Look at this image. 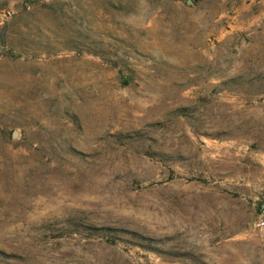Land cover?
Segmentation results:
<instances>
[{"label": "rangeland", "instance_id": "rangeland-1", "mask_svg": "<svg viewBox=\"0 0 264 264\" xmlns=\"http://www.w3.org/2000/svg\"><path fill=\"white\" fill-rule=\"evenodd\" d=\"M263 195L264 0H0V264H264Z\"/></svg>", "mask_w": 264, "mask_h": 264}, {"label": "trees", "instance_id": "trees-1", "mask_svg": "<svg viewBox=\"0 0 264 264\" xmlns=\"http://www.w3.org/2000/svg\"><path fill=\"white\" fill-rule=\"evenodd\" d=\"M102 230H104L105 232L108 233V235H110L111 232H114L115 230L113 228H101ZM131 237L136 238L138 236H136V234L134 232H129Z\"/></svg>", "mask_w": 264, "mask_h": 264}, {"label": "built area", "instance_id": "built-area-1", "mask_svg": "<svg viewBox=\"0 0 264 264\" xmlns=\"http://www.w3.org/2000/svg\"><path fill=\"white\" fill-rule=\"evenodd\" d=\"M256 225H257L258 227H264V214L261 215V216L258 218V220H257V222H256Z\"/></svg>", "mask_w": 264, "mask_h": 264}, {"label": "water", "instance_id": "water-1", "mask_svg": "<svg viewBox=\"0 0 264 264\" xmlns=\"http://www.w3.org/2000/svg\"><path fill=\"white\" fill-rule=\"evenodd\" d=\"M189 2V1H188ZM263 206H264V195H263Z\"/></svg>", "mask_w": 264, "mask_h": 264}]
</instances>
